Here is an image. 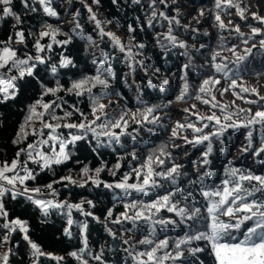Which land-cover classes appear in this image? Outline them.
<instances>
[{
    "label": "snow or ice",
    "instance_id": "6c2138e0",
    "mask_svg": "<svg viewBox=\"0 0 264 264\" xmlns=\"http://www.w3.org/2000/svg\"><path fill=\"white\" fill-rule=\"evenodd\" d=\"M109 4L123 14L104 0H0V264H264V94L245 80L264 75L259 5ZM229 92L256 110L218 99ZM235 132L253 167L214 168ZM101 187L111 206L73 192Z\"/></svg>",
    "mask_w": 264,
    "mask_h": 264
},
{
    "label": "trees",
    "instance_id": "16d2710c",
    "mask_svg": "<svg viewBox=\"0 0 264 264\" xmlns=\"http://www.w3.org/2000/svg\"><path fill=\"white\" fill-rule=\"evenodd\" d=\"M205 2H207V0H205ZM244 4L249 6V13L251 11L258 10L257 5H259V10L261 11V14L264 15V0H244ZM104 5H105V10L111 11L114 15H122L123 14L124 9H121V12L119 14H117L115 12V9H112L110 7L109 0H104ZM134 14L135 13L129 12V16L134 15ZM224 19H225V21H227L228 19H233V23H241L242 30L247 31V29L243 27V22L239 21L238 17L225 16ZM123 22L124 21L121 20V23H123ZM184 22L187 23V21H184ZM203 28H209V31L213 33V37L215 36V30L210 27L208 21H205ZM3 29H4V25L0 24V31H2ZM205 40L207 42V38H205ZM211 43L214 44L215 40L213 39L211 41ZM170 66H173V65H170ZM257 67H259V64H257ZM245 80L247 81V84L249 87H253V86L258 87L261 94H264V75H262L260 77H257L255 75H246ZM175 88H176V84L174 83L173 84V91H175ZM250 98L255 99V97H250ZM218 99H221V102L225 103V104L230 103L231 101L235 100V104L240 106V107H243V108L252 107L253 111L256 110L254 105H248L247 103H245L242 100L235 99L231 95L230 92L225 94V96L223 98L218 97ZM192 103H197V102L194 100L188 99L186 101V103L174 104L172 106V110H171L172 120L175 121V120L183 119L184 114L182 113L181 109L183 107H186V106L192 104ZM198 110L201 113L208 111L207 107L202 105V104H198ZM142 135H145V134L142 133ZM168 135H169V132H164L162 134L157 133L156 136L160 137V139H156L154 137L146 136L145 140L141 142V155H143V153L146 151L143 148L144 143H147L149 140H151L153 144H159L162 141H166L168 138ZM257 137H258V132H257ZM242 142H243V136L239 132L233 133V146H231L224 154H220L217 152L215 163H214V168H219L221 164L227 163L228 159H234V162L236 163L237 166L253 167L251 158L248 156H241L239 153V147L238 146ZM151 146L152 145L149 144V147H151ZM101 151L103 152V156H102L103 160L107 161L108 166L111 167L112 163H114L116 160V155L110 153V150H103L102 149ZM9 155H11V152H9ZM79 158L83 163H88L92 167H95L98 164V158L89 152L80 153ZM178 162H180V161L178 160ZM184 162L187 163L186 161H184ZM135 163L136 162L134 161L133 164H135ZM72 167H74V161L69 162L67 165V168H72ZM127 170H128L127 161H125L124 167H122L121 172L127 171ZM221 171H222V169H221ZM57 173H58V175L66 174V168L61 167V168L57 169ZM102 178L105 180L113 179V178L108 176L107 172L102 173ZM107 191L108 190H105L102 187L100 189H94V188L73 189V192H78L80 194L87 195L90 198L96 197L97 199H100L104 205L111 206L110 201H111L112 193H109L107 196H105L104 193H106ZM64 194L66 195L67 193L64 192ZM117 210H120L119 206H118ZM93 239H95V233H93ZM109 243H110V241H109ZM208 264H210V261H208Z\"/></svg>",
    "mask_w": 264,
    "mask_h": 264
}]
</instances>
